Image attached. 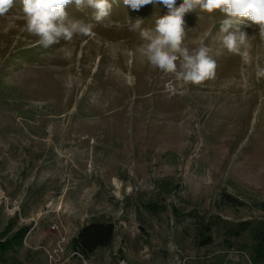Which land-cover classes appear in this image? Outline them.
Masks as SVG:
<instances>
[{
	"label": "rangeland",
	"instance_id": "1",
	"mask_svg": "<svg viewBox=\"0 0 264 264\" xmlns=\"http://www.w3.org/2000/svg\"><path fill=\"white\" fill-rule=\"evenodd\" d=\"M111 2L100 21L69 4L92 33L48 47L21 0L0 15V264H264L259 26L233 53L222 12L187 13L184 46L216 62L189 84L136 53L129 20L154 29L167 13ZM89 224L114 235L84 257L71 241Z\"/></svg>",
	"mask_w": 264,
	"mask_h": 264
},
{
	"label": "clouds",
	"instance_id": "2",
	"mask_svg": "<svg viewBox=\"0 0 264 264\" xmlns=\"http://www.w3.org/2000/svg\"><path fill=\"white\" fill-rule=\"evenodd\" d=\"M26 30L39 38L44 47L58 43L61 39L71 41L75 36L92 33L93 24L80 19H71L66 11L69 4L77 8L87 5L95 9V19L100 21L110 14L111 0H21ZM15 0H0V15L6 14ZM124 5L138 11L143 6L162 9L167 15L157 21L154 29L142 28V19L129 20L131 31L139 33L142 41L137 49L146 58L149 66L160 73H174L176 79L199 84L215 74L216 62L210 49L200 46L189 49L184 46L185 20L187 13L199 8L207 13L217 10L223 19L219 32L224 49L240 52L248 46L249 35L243 30L246 22L258 25L264 37V0H123ZM177 4L182 5L177 8ZM179 65L177 64V61ZM264 75V69L260 71Z\"/></svg>",
	"mask_w": 264,
	"mask_h": 264
},
{
	"label": "trees",
	"instance_id": "3",
	"mask_svg": "<svg viewBox=\"0 0 264 264\" xmlns=\"http://www.w3.org/2000/svg\"><path fill=\"white\" fill-rule=\"evenodd\" d=\"M264 211V203L262 204ZM114 228L112 224H89L82 228L78 235L72 239L71 247L80 256L87 257L98 248L108 246L113 240ZM264 233L257 235L256 240L259 244H264Z\"/></svg>",
	"mask_w": 264,
	"mask_h": 264
}]
</instances>
